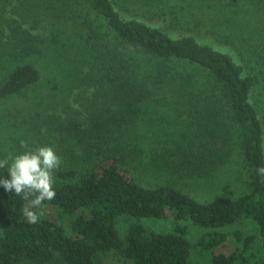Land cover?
Listing matches in <instances>:
<instances>
[{"label":"trees","instance_id":"16d2710c","mask_svg":"<svg viewBox=\"0 0 264 264\" xmlns=\"http://www.w3.org/2000/svg\"><path fill=\"white\" fill-rule=\"evenodd\" d=\"M21 17L7 23L12 33L5 44H15L18 53L10 71L0 67V101L33 86L40 91L47 80L57 91L62 86L65 98L75 68L83 69L84 81L111 86L97 84L101 112L93 110L85 126L61 123L65 140L78 127L74 136L83 153L74 155L77 162L64 161L55 199L33 209L38 222L24 215L30 200L0 186V264H103L111 252L132 264H190L193 245L183 226L165 233L132 223L121 233L123 216L211 229L248 220L256 233L235 234V250L212 254L211 264H264V0H23ZM24 25L51 26L52 33L34 35ZM53 51L66 54L58 61ZM46 52L55 58L53 67L45 64ZM173 97L191 109L192 121L166 129L171 141L163 132L150 140L156 126L137 125L138 112L153 121L152 112ZM40 103L36 97L28 104L39 109ZM18 112L7 118L17 123L23 119ZM180 124L196 142L184 144ZM22 142L23 135L15 139L21 152ZM168 142L165 158L159 147ZM234 143L242 150L245 192L208 202L172 182L144 186L135 180L137 168L123 161L153 159L160 172L196 180L226 164ZM102 158L112 162L100 171L95 162ZM7 177V168L0 169V178ZM226 236L215 231L197 245L213 250Z\"/></svg>","mask_w":264,"mask_h":264},{"label":"rangeland","instance_id":"374dc122","mask_svg":"<svg viewBox=\"0 0 264 264\" xmlns=\"http://www.w3.org/2000/svg\"><path fill=\"white\" fill-rule=\"evenodd\" d=\"M0 9H2V12L0 11V67H3L4 70L8 72L17 64L16 53H18V51L14 49L15 44H5L6 40L9 39L8 35L12 33V30L10 29L11 26H8L7 23L12 21L14 18L18 20L20 19L22 21L21 14H23V0H0ZM24 28L30 30L34 35L48 36L52 33L51 26L47 27L45 30L41 28L29 29L26 25H24ZM46 47L48 48V46ZM51 53L53 56H55V58L57 55L59 57V55L66 54L57 51H53ZM52 54L46 52L45 59L47 61L45 64L47 66L51 65L53 67L55 58L51 56ZM20 55L23 57L22 54ZM61 58L62 57H59L57 60L60 61ZM70 61L67 60L66 62ZM72 65L74 67V64ZM75 71L76 73L70 77L68 82L65 83L68 85L66 91L64 92L66 95L65 98H63L61 93L63 90L62 86H59V91H57L55 90V84L57 83H51L47 80L44 81V83L41 82L38 84V86H41V88L40 91L37 92H40L42 95H44V100L39 99L37 92L34 90L35 86H33L25 93L20 95H12L0 101V159L6 158L8 156H14L19 154V152L22 153L15 143V139H20L21 135H23V142L27 144V149L23 147V152L26 150H34L39 146H51L62 158L60 169L54 173L55 181L56 178L59 177V171L62 170L63 166L66 165V162L69 164L70 161H79L76 159V157L74 158L76 153L77 155L83 153V149H78V145L80 143L76 141L75 138L78 127L74 125V131H72L74 134L71 135L69 140H65L63 139L61 123L71 120L73 123H78L82 126H85V124L89 123L90 115L91 113H94L93 110L101 112L100 103H102V101L95 90V88H97V84L100 82L89 81L91 83L90 84L83 80V69L80 70L75 68ZM53 72L57 73L58 69L53 70ZM3 74L4 73L0 71V80L5 77ZM92 83L95 87L92 85ZM101 84L106 85V88L104 89H107L111 86L110 83L101 81L100 88ZM60 85H63L62 80ZM36 97L38 100H40V104H43L42 106L38 104L40 105L39 109H35L32 104H28L29 101L36 99ZM58 97L60 100L59 102L57 101ZM114 104H117V102H114ZM160 105L163 107L157 109L155 112H152L150 115L153 121L143 116V112H138L136 124L138 125L139 123L144 126L148 123L151 124L149 125L150 127L156 126L155 129H152V131L148 134L150 140H154L156 135L159 137V135L163 132L164 138L168 139L167 141H171L172 133L166 132V129L173 131V128H175L180 121L185 120V123H187L186 121L188 120L192 121V118L190 117L191 109H186V107H184V103L180 97H173L172 99H169L167 102ZM16 109H19L18 114L23 117V119L18 120L17 123L13 119L7 118V113ZM107 111L109 114H111L115 110L112 109L109 111L107 109ZM164 116H166V120L159 124V122L156 120H164ZM117 117H119V115ZM181 124L180 132H184V144L187 145L191 142H196V140H194L196 135L193 136L192 131L187 132V129L183 128ZM136 132L138 133L137 129ZM235 138L237 137L235 136L234 140ZM159 148H163V152L161 150L160 151L165 158L169 156L171 150L169 142L163 143ZM233 148L234 150L232 152L231 158L226 164L210 170L208 175H202L196 180L189 177H180L179 175L173 173L160 172L158 168H155V164H153L152 161L153 159L151 161L148 159L146 162H134L133 160L126 158L123 161L128 166L137 168V174H134L135 180L144 186H153L172 182L181 191L191 195L198 201L208 202L224 195L238 196L245 192L246 170L244 166L242 150L240 146L235 143ZM153 149L155 150V148ZM15 150L19 152L16 153ZM65 150H67L66 153ZM176 154H178L179 157V154H184V152H176ZM92 160L94 159L90 158L89 163ZM177 160L175 161V159H171V161L175 162H177ZM80 161H82V159ZM111 162L112 160H106L102 158L98 159L95 163L96 166H100L99 168L101 171L102 167L108 166ZM138 165L140 166L138 167ZM143 168L146 169V172H144L146 174H143ZM168 217L172 218L171 215ZM172 221L173 220L171 219H138L123 216L119 220V227L122 231L121 233H124L130 224L140 223L150 230L166 233L177 230V225L183 226L186 238L193 245L189 260L190 264H211L212 254H230L235 250L237 247L235 239L233 240L235 234L245 237L256 233V228L248 220L238 221L234 224L216 229L199 227L190 221V223H174V221ZM215 231L227 234L225 240L213 250H202V248L197 245L198 242L205 236ZM103 259V264H132L130 260H125L113 252L105 255Z\"/></svg>","mask_w":264,"mask_h":264},{"label":"clouds","instance_id":"9594fccd","mask_svg":"<svg viewBox=\"0 0 264 264\" xmlns=\"http://www.w3.org/2000/svg\"><path fill=\"white\" fill-rule=\"evenodd\" d=\"M27 149V144L22 142ZM62 158L51 146H39L34 150H26L14 156L0 159V169L7 168L8 177L0 178V186L5 191L30 200V207L24 209L28 222L36 223L38 214L33 210L44 201H52L56 197L54 173L60 169ZM264 176V167L259 169Z\"/></svg>","mask_w":264,"mask_h":264}]
</instances>
